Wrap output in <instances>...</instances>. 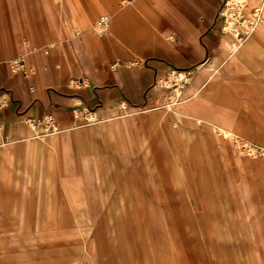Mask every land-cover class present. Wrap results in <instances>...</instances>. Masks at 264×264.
<instances>
[{
	"label": "rangeland",
	"instance_id": "374dc122",
	"mask_svg": "<svg viewBox=\"0 0 264 264\" xmlns=\"http://www.w3.org/2000/svg\"><path fill=\"white\" fill-rule=\"evenodd\" d=\"M220 1L0 0V84L93 118L1 139L0 264H264V17L238 42Z\"/></svg>",
	"mask_w": 264,
	"mask_h": 264
},
{
	"label": "crops",
	"instance_id": "0c3cea01",
	"mask_svg": "<svg viewBox=\"0 0 264 264\" xmlns=\"http://www.w3.org/2000/svg\"><path fill=\"white\" fill-rule=\"evenodd\" d=\"M210 4H212V1ZM7 71L9 70L7 69ZM151 77V69L146 67L139 71L138 77H135L129 83L119 77L113 78L108 82V88L110 86H117L125 92L129 91V89L136 91L147 85ZM30 81V83L35 82L34 80ZM0 85L4 89V97L8 102L5 107L0 109V141L4 139L8 143H20L26 132V126L22 122L24 118L28 117L41 118L45 114H52L55 118L57 128L60 127L61 122L78 123V120L73 118V109L67 108L66 98L61 94L63 93L61 88L57 86L53 90L45 91L41 83L37 82V85L35 83V89L32 86L33 92L28 87V83L23 81L21 77L9 76L7 73ZM114 90L115 87L111 89L112 92ZM198 113L201 115L196 116L191 123L197 124L208 121L204 120L207 114L201 113L200 111ZM219 118L224 120V123L229 124L232 117L229 113H225L224 115L221 114ZM219 130H222L223 134L227 133L226 130L220 127Z\"/></svg>",
	"mask_w": 264,
	"mask_h": 264
},
{
	"label": "built area",
	"instance_id": "2783aa9c",
	"mask_svg": "<svg viewBox=\"0 0 264 264\" xmlns=\"http://www.w3.org/2000/svg\"><path fill=\"white\" fill-rule=\"evenodd\" d=\"M222 31L230 34L234 40L240 42L246 39L254 29L262 22L264 13L260 2L250 5V0H221L217 14ZM105 17H100L98 25L105 22ZM36 49L28 43L22 44V51L14 58L6 61L4 66L12 74L27 76L31 73L28 66L27 57ZM45 54L48 50L44 51ZM1 66V63H0ZM120 66L119 62H114L112 68ZM30 90H33L30 87ZM6 98H0V109L7 105ZM72 115L75 120L90 122L93 118L87 109H73ZM25 121L32 129L41 128L42 132H54L57 130V124L52 114H45L41 118H25Z\"/></svg>",
	"mask_w": 264,
	"mask_h": 264
},
{
	"label": "bare ground",
	"instance_id": "6f19581e",
	"mask_svg": "<svg viewBox=\"0 0 264 264\" xmlns=\"http://www.w3.org/2000/svg\"><path fill=\"white\" fill-rule=\"evenodd\" d=\"M107 18V17H106ZM107 23V21L104 23V25H103V27L105 26V24ZM99 29H100V33L102 32V31H104L103 29H101V26L99 27Z\"/></svg>",
	"mask_w": 264,
	"mask_h": 264
}]
</instances>
